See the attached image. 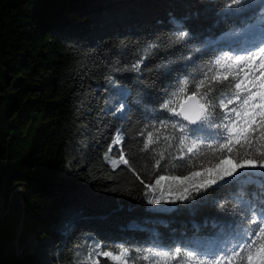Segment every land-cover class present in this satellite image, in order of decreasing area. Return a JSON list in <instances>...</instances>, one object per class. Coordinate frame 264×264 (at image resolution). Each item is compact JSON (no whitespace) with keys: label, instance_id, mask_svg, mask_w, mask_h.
<instances>
[{"label":"trees","instance_id":"obj_1","mask_svg":"<svg viewBox=\"0 0 264 264\" xmlns=\"http://www.w3.org/2000/svg\"><path fill=\"white\" fill-rule=\"evenodd\" d=\"M229 2L0 0V200L15 186L27 187L23 211L38 224L25 243L21 222L16 237L25 246L14 255L16 223L11 227L0 212V264H81L95 248L143 254L157 246L231 244L245 227L243 205L233 211L238 196L259 208L264 192L243 179L222 187L218 181L210 195L197 192L209 178L204 170L219 161L203 146L195 154L181 146V133L171 127L181 119L161 108L181 81L190 89L206 73L230 80L239 73L241 88L249 86L252 71H223L216 61L242 54L264 0H248L243 12L221 20ZM180 31L189 36L179 40ZM226 84L213 95L240 91ZM118 130L123 140L113 144ZM194 138L189 134L186 145ZM121 153L129 164L113 168ZM184 188L189 198L176 200ZM154 197L161 203L150 204Z\"/></svg>","mask_w":264,"mask_h":264},{"label":"snow or ice","instance_id":"obj_2","mask_svg":"<svg viewBox=\"0 0 264 264\" xmlns=\"http://www.w3.org/2000/svg\"><path fill=\"white\" fill-rule=\"evenodd\" d=\"M247 2L248 0H230L224 6L225 12L218 15L223 20L243 12ZM174 23L177 24V27L181 26L179 22L174 21ZM219 23L220 21H217V25ZM249 32L248 45L243 48L247 55H228L225 53L216 61V65L222 67H231L232 64L239 65L241 63L248 66L249 62L259 58L258 68L251 69L252 76L249 77V86L241 88L244 81L239 80V73L232 74L231 80L228 75L221 78L218 75L210 76L206 73L205 79L194 82L190 89L187 80L181 81L177 91L173 92L161 105L162 109L181 118L179 122L171 124L173 129H178L181 133L179 137L181 146H187L188 152L193 154H195L194 150L198 151L203 146L219 161L215 165V169L207 168L204 170L209 178L195 189L197 192L203 190L207 195H210L207 189L211 185H217L218 181L223 182V185H218V187H222L241 179L246 184H256L264 192V78H262L264 77V14L259 17L256 24L250 27ZM176 35L179 40H183L189 36V33L180 31ZM256 35L260 37L259 42L254 39ZM153 47L156 45L149 46V48ZM195 51L199 52L200 48H196ZM186 59H191V56L186 57ZM142 60L143 57L133 65L135 70H139ZM257 71L259 72L258 75L256 74ZM225 81H227L225 87L240 91H233L227 97L213 95L217 86L224 84ZM188 91L191 94L182 99ZM241 92H244L245 95L241 96ZM234 99L240 101L239 105H233L227 111L218 112L219 109H226L228 105H232ZM124 107L125 105L121 103L120 108L123 109ZM163 126L167 127L168 125L163 124ZM189 134L195 137L190 141V146L186 145V141H189ZM147 136L148 142H155L152 139V132H148ZM122 140L123 136L118 130L113 144L120 143ZM208 140H211V143H206ZM148 142L144 145L145 150L149 146ZM109 152H111V146ZM104 158L110 160L109 153L106 152ZM121 162L125 165L129 164L123 153H121L119 160H111L113 168L118 167ZM200 175L199 172L192 173V177ZM226 177H230L231 180L225 179ZM254 177L261 179L256 180L253 179ZM164 179L165 177L161 176L156 183L159 184L160 180ZM172 179L178 183H183L184 180H189L191 177H183L182 179L173 177ZM183 191L184 194L176 196V200L189 198L188 188H184ZM149 203L156 205L160 204L161 200L154 197L149 199ZM260 203L261 207L257 208L254 202L245 199L243 192L238 196V204L233 206V211L240 204L243 205L241 211L246 215L245 227L236 231L230 245L215 248L204 245L168 248L157 246L148 249L143 254L123 246L110 251L95 248L81 264H99L96 258L100 256L106 258L104 264H109V262L111 264H138V262H150V264H221L222 261L228 262V264H264V200H261ZM219 207L225 208L226 205L221 203Z\"/></svg>","mask_w":264,"mask_h":264},{"label":"rangeland","instance_id":"obj_3","mask_svg":"<svg viewBox=\"0 0 264 264\" xmlns=\"http://www.w3.org/2000/svg\"><path fill=\"white\" fill-rule=\"evenodd\" d=\"M249 29L250 28H248L244 34V36H247V37H244V39H243V40H245L246 46L248 45V39H249V35H250ZM254 39L256 42H259V39H260L259 35H256L254 37ZM227 54L232 55L229 53H227ZM241 55H247V53L243 51ZM258 65H259V58H256L255 61L249 62L248 66H245L244 63H241L239 65L232 64L231 67H222V69H223V71H224V69L229 71V70H238V69L243 70L245 68H248L251 71V69H257ZM1 127H2V118L0 117V128ZM1 191H2V186L0 185V194H1ZM27 195H28V188L25 186H19L18 185V186H15L8 193L5 200H3L2 198L0 200V212L4 211L6 213V215H7L6 221L9 223V225L11 227H14V225L16 223V229H15L16 233L13 236V239L9 244L10 248L13 249L14 255H18L20 253V251L24 248L25 243L27 242V240L29 238L28 232L33 230V229H36L38 227V224H37L34 216L29 215V214H24V211H23L24 207L23 206L25 204V199H26ZM21 222H22L23 228H24L23 229L24 234H25L24 236L26 237L25 243L20 242L19 239H17V237H16L18 235V233L20 234V232H21V229H22ZM9 245L8 244L4 245L5 251H8Z\"/></svg>","mask_w":264,"mask_h":264},{"label":"water","instance_id":"obj_4","mask_svg":"<svg viewBox=\"0 0 264 264\" xmlns=\"http://www.w3.org/2000/svg\"><path fill=\"white\" fill-rule=\"evenodd\" d=\"M176 117H178V116H176ZM180 118V117H179ZM181 119V118H180ZM186 123V122H185Z\"/></svg>","mask_w":264,"mask_h":264}]
</instances>
